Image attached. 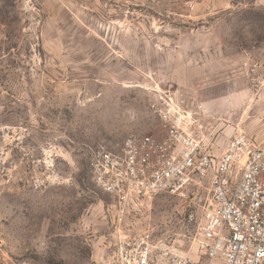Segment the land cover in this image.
<instances>
[{
  "label": "rangeland",
  "instance_id": "1",
  "mask_svg": "<svg viewBox=\"0 0 264 264\" xmlns=\"http://www.w3.org/2000/svg\"><path fill=\"white\" fill-rule=\"evenodd\" d=\"M155 83L200 105L215 153L264 143V0H0V264H112L147 231L194 252L181 201L119 222L91 174L95 149L159 132Z\"/></svg>",
  "mask_w": 264,
  "mask_h": 264
},
{
  "label": "built area",
  "instance_id": "2",
  "mask_svg": "<svg viewBox=\"0 0 264 264\" xmlns=\"http://www.w3.org/2000/svg\"><path fill=\"white\" fill-rule=\"evenodd\" d=\"M149 90L159 132L131 135L118 152L95 149L91 174L115 199L119 222L137 200L165 194L181 201L195 253L147 231L118 236L112 264H264V143L237 133L217 154L200 105L182 88L155 83Z\"/></svg>",
  "mask_w": 264,
  "mask_h": 264
}]
</instances>
